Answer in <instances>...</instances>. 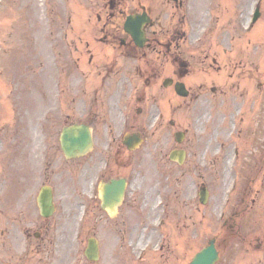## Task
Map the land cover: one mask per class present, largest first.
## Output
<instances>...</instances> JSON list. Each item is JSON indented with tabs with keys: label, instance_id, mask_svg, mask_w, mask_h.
Instances as JSON below:
<instances>
[{
	"label": "rangeland",
	"instance_id": "rangeland-1",
	"mask_svg": "<svg viewBox=\"0 0 264 264\" xmlns=\"http://www.w3.org/2000/svg\"><path fill=\"white\" fill-rule=\"evenodd\" d=\"M77 1L69 3L73 14L78 11L75 10L79 7ZM150 1L154 10L155 1ZM193 2L197 6L191 9V16L198 18L196 24L206 7L212 10L215 22L200 47L183 45L177 50L171 48L168 54L177 55V59L188 65L187 74L182 76L190 91L187 97H179L172 87L161 85L163 77L173 75L178 65L169 57L164 63L154 60V64H150L161 72L158 78L151 79L149 85H145L140 78H132L133 85L127 79L119 85L116 80L118 74L109 81L103 80L85 62L79 65L81 72L87 76L84 81L80 73L75 72L78 71L76 67L68 64V71L73 73L62 75L60 81L61 87L69 88L68 94L73 99H77L83 91L88 95L93 88L113 90L125 87L121 96L126 97L128 93L124 102L130 105L132 111L142 104L137 98L142 96L140 90L144 89L145 104L159 105L166 112L165 122L158 128L141 129V118L131 120V130L147 133V139L134 156L135 168L143 172V178L140 173L129 189L132 192L142 185L145 196L141 193V198H145V206L137 208V198L129 193L116 215L109 216L94 206L89 209L85 221H80L77 215L74 221L70 216L63 220L61 217L70 215L71 205L75 204L59 198L62 184L58 183L63 180H56L59 208L52 220L57 237L52 245L55 252L49 254L44 249L50 246L52 232L44 239L36 240L32 236L40 229L37 228L39 222L42 223L32 201L34 192H28L30 197L25 200L26 195L23 197L22 188L17 186L35 187L44 179V156L51 154L55 162L62 158L58 134L64 125L65 113L72 111L76 113L75 117L79 116L78 101L70 102L66 96L64 105L61 95L57 102L53 60L57 51L55 48L64 46L61 42L63 33L54 31L50 35L47 28L51 19L55 24L64 22L65 11L69 12L68 3L67 0H0V264H84L82 253L86 238L94 232H97L95 237L100 250V257L94 264H187L213 235H218L221 243V256L216 264H264V246L257 249L253 245L254 240L252 245H242L238 239H230L228 223L222 227V221L233 213L236 224L248 231V239L264 237V42L261 41L264 40V17L247 36L253 37L249 46L247 39H242L245 36L242 23L246 19L250 0ZM171 6L167 7L168 12L172 11L174 17L163 14L158 18L161 25L157 23L154 29L168 32L175 25L187 28L178 22L180 13ZM83 17L86 19L85 14ZM227 18L232 22L230 28L226 26ZM80 20L77 17V21ZM93 22L94 19L90 20V23ZM79 24L74 19L72 27L80 29ZM73 28L65 31L69 41L79 37L93 39L97 35V32H81ZM195 28L200 29V26H193V31H200V34L202 30L195 31ZM239 29L242 31L240 37ZM255 38L262 43L259 51L255 49L258 42ZM222 46H225L226 53ZM107 48L101 43L99 48H93L97 61H102L103 54L109 50ZM152 60L153 55L145 59L147 64ZM40 61H43L41 66ZM136 63L134 60L118 59L117 67L123 73L132 68L130 73L133 75ZM58 64L60 71L64 64ZM37 83L39 91L36 90ZM129 88H136L137 95L132 99ZM18 97L22 99L23 109H18ZM49 102L54 108H50ZM69 103L75 104L66 106ZM49 117L53 120L50 127L45 126V130L51 136L47 143L42 144L44 136L37 121H45ZM170 120L175 122L174 127L170 126ZM101 129H96V132ZM179 129L186 131L181 144L173 138V133ZM119 130L116 128L115 135ZM99 146L102 143L99 142ZM172 147H182L188 152L181 167L167 160L166 154ZM234 149L238 150L236 155ZM154 165L160 168L161 165L166 166L169 171L167 179H171L168 186L169 216L164 226L166 232L154 236L146 230L142 237L143 229L137 225L138 228L132 227L127 233L124 222L130 220L132 224L141 220L143 215L150 219L154 214L153 204L157 195L149 188ZM79 168L80 161L70 170L76 173ZM112 172L122 176L127 170L120 164L113 166ZM199 183L206 185L209 191L205 205L199 203L196 195ZM176 191L183 193V202L178 200ZM245 205L246 209L243 208ZM75 211L78 214L80 207ZM178 213L183 216L181 221L178 220ZM21 216L23 222L20 221ZM154 223L152 221L150 225ZM5 228L7 233L15 230L23 243L17 247L13 240L11 244L6 242L5 246L2 240ZM26 229H29L31 238L25 236ZM77 231L79 234L75 238ZM163 237L166 242L157 251L153 244ZM148 241L151 242L148 243L149 251L139 252Z\"/></svg>",
	"mask_w": 264,
	"mask_h": 264
},
{
	"label": "flooded vegetation",
	"instance_id": "flooded-vegetation-1",
	"mask_svg": "<svg viewBox=\"0 0 264 264\" xmlns=\"http://www.w3.org/2000/svg\"><path fill=\"white\" fill-rule=\"evenodd\" d=\"M179 5L182 4L181 1L178 3ZM91 5L93 6V14L96 16L97 21L102 22L98 26V30L101 32H107V31H116L119 30V25L117 24H111V21L114 20L116 15H127V14H135V13H147L151 16V13L153 11L151 4L149 0H92ZM150 28V25H147L145 27L146 32H148V29ZM104 42L108 44H114L115 40H104ZM120 42V41H119ZM129 42V44L132 46V48L135 50V45L133 41L130 40H124L123 44L120 45L122 48L126 47V43ZM151 42H154V48L160 47V45H163L161 42L157 41H150L148 39V42L146 43L145 47L150 48ZM168 43V44H167ZM172 40H168L165 44H167V47L172 46L173 44ZM85 51L86 53H89L88 51V44H85ZM160 53H162L161 50H158ZM93 56L89 57V62H92ZM104 68V67H103ZM98 74L101 73L100 67L97 68ZM157 70H154L152 73L147 76L144 74L143 69L141 68L139 71H137V75L142 79H147L148 84L150 83V79L155 76ZM110 74V72H107ZM118 89H115L112 93L109 94V97L102 98V94H99V90L95 89L93 92L92 97L89 99H85V104L83 108L82 117L80 119V122L86 123L89 126L95 128V140L96 142L103 143V146L100 147V149L92 153L93 155L90 156L91 153L85 155V162L83 164V167L85 166L87 169L92 167L93 165H96L98 167H102L103 169L100 170V174L102 176V179L108 180L112 177L117 176L115 173H112L111 169L109 168L111 156L109 154V151L111 149V140L110 137L113 138V134L115 133V129L119 126L120 121L122 118L118 117L117 107H123L126 110V116L122 117L129 122V118L131 120H139V117H142V121H147L151 116V107L153 105L145 104L146 102V96L144 93V89L142 91V96H138L137 100L138 102L143 104L142 107H137L136 109H132V112H135V114L129 115V112L131 111V107L129 104H123L118 105L116 103V100L114 96L116 95ZM137 95V94H135ZM91 102V105H90ZM148 109V110H147ZM155 116V115H154ZM119 118V121L117 120ZM133 126V125H132ZM142 127H147L149 125L142 123ZM131 127V126H129ZM102 128L101 131H99L96 134V129ZM118 141L121 138V134L117 136ZM116 137H114L113 140H115ZM119 143V142H118ZM122 147L125 149V147L122 145ZM123 148L120 147V145H116L113 149V165L116 167L119 165V159H120V153L123 152ZM106 159L107 164L103 163V160ZM123 165L125 166H131L133 165V157L130 155V153H124L123 157L121 158ZM89 192V193H88ZM79 194L81 197L85 200L88 199V195L92 198H98L97 196L93 195L90 191H87L86 187H81L80 189L73 190L69 197H73L74 194ZM95 199V200H96ZM100 201V200H99Z\"/></svg>",
	"mask_w": 264,
	"mask_h": 264
},
{
	"label": "water",
	"instance_id": "water-1",
	"mask_svg": "<svg viewBox=\"0 0 264 264\" xmlns=\"http://www.w3.org/2000/svg\"><path fill=\"white\" fill-rule=\"evenodd\" d=\"M60 141L63 151L67 156H71L73 151H77L79 154L85 152L91 143L89 130L82 125L64 128L61 133ZM122 190V182L112 181L110 185L106 186L104 200H114L113 203H118L122 195ZM48 205L49 203H47V205L44 204L43 207L41 206L42 213L45 215L47 212H45L46 209L43 208ZM89 247L90 249L87 251V255L91 257L95 249V244L90 243ZM216 259L217 256L213 247V242L210 241L208 247L198 252L190 264H214Z\"/></svg>",
	"mask_w": 264,
	"mask_h": 264
}]
</instances>
